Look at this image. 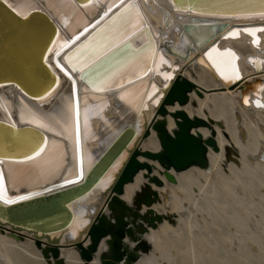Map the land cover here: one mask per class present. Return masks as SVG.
Returning <instances> with one entry per match:
<instances>
[{
    "label": "bare ground",
    "instance_id": "obj_1",
    "mask_svg": "<svg viewBox=\"0 0 264 264\" xmlns=\"http://www.w3.org/2000/svg\"><path fill=\"white\" fill-rule=\"evenodd\" d=\"M5 1L22 16L39 8L59 28L58 38L42 58H47L45 62L58 78L56 84L40 92L50 76L40 60L44 46L40 44L43 40L40 35L46 33V28L37 29L36 39L29 40V45L15 42L13 47L8 44L0 47V75L4 77L0 82H17L30 95L18 86H1L0 121L21 128L29 125L47 136V142L39 151L38 146L30 147L28 139H35L31 131H24L15 139L7 128L0 126V204L8 206L59 191L77 178L82 181L100 153L123 130L128 127L133 130L111 168L95 181L92 179L87 190L75 197H66L64 203L69 208L55 212H72L64 225L49 232L45 229L48 234L42 235L40 229L17 227L11 222L19 224L20 221L8 222L0 215V264H48L51 261L45 258L43 248H53L48 243L50 238H57V248L66 264H86L80 258L77 245L83 243L85 247L90 240L81 235V231L90 220L96 222L101 213L110 214L108 205L114 185L128 158L138 151H160L154 124L163 118L160 109L164 94L179 76L194 87L188 92L185 105L179 102L170 105L173 107L166 117L168 129L171 133L178 129L173 114L183 111L190 119L206 122L207 125L193 129L192 133L201 135L203 140L212 137L217 149L207 145V168L191 166L181 172L172 170L174 182L167 179V170L158 166L156 173L163 182L161 186L145 177L146 169L140 170L134 181L126 184L121 198L129 206L134 205L149 185L157 199L151 206L142 204V213L152 210L154 217L162 218L161 222H155L156 228L150 227L144 235L152 248L142 252L133 264H173L178 251L161 250L163 238L181 233L184 225L189 235H193V228L187 225L189 218L205 217L208 212L230 215L227 201L241 205L237 195L243 191L248 194L255 180L264 187V162H260L264 150V107L253 101L260 96L264 105V8H252L260 0H221L219 7L223 8L216 11L189 9L190 3L185 0L179 6H175L173 0H94L84 7L73 0ZM240 1L243 11L230 12ZM128 3L134 7L131 6L126 25L119 26L121 21L116 28L110 27L111 23L107 25L104 36H108L99 39V46L102 47L105 40H112L114 44L98 55H104L106 50L126 40L134 49L148 43L143 21L155 44L142 55L128 59L126 62L131 66L114 77L108 73L105 79L110 64L104 69L98 68L93 84L98 82L100 87L90 86L65 58L66 50L76 40L66 42L81 31H84L80 36L83 37L95 30ZM90 24L93 26L87 31ZM23 47L25 52L15 55ZM118 64L111 73L123 63ZM243 87L250 89L247 103L242 99ZM146 133H149L147 137ZM138 160L153 163L142 155ZM166 196L169 206L164 203ZM5 200L15 202L5 203ZM74 200L77 202L73 203ZM217 217L213 215L215 221ZM62 219L64 217L57 222ZM109 240L110 235L101 240L90 264H102L101 255L109 250ZM125 242L131 250L134 248L128 236ZM126 261L125 256L121 264Z\"/></svg>",
    "mask_w": 264,
    "mask_h": 264
},
{
    "label": "water",
    "instance_id": "obj_2",
    "mask_svg": "<svg viewBox=\"0 0 264 264\" xmlns=\"http://www.w3.org/2000/svg\"><path fill=\"white\" fill-rule=\"evenodd\" d=\"M92 1L94 0H73L74 3L79 4L81 7L89 5ZM173 1L175 6H179L178 4L181 5L182 0ZM185 1L190 3L189 6H187L189 9H194L196 11L197 9L199 11L201 9L216 11L223 8L219 7L221 6V0ZM252 2H254V0H252ZM242 3L243 2L241 1L238 2L234 8H230V12L238 10L243 11L244 8L241 7ZM133 5L134 4H126L125 6L118 9L116 13L108 17L105 21L101 22V24L98 25L95 30H90L93 26V24H90L86 28L87 31L90 30L86 35L80 37L84 33V31H81L76 34L74 38L66 42V44H70L76 40V42H74V44L66 50L65 58L75 73H80L81 80H83L86 84L96 87L98 85V87H100V83L98 82L95 85L93 84V75L98 68L104 69L103 67H105L106 64H110L111 68H109V71H105V79H107L109 77L108 73H110L112 76L117 75V73L122 72L123 68L126 69L130 67L131 63L126 61L133 55L140 56L146 51H149L151 46H154L155 43L153 42L151 31L148 29L147 23L141 18L143 21L142 26L146 30V34L149 38L148 43L141 45L137 49H134L131 42L126 40L120 42V44L112 50H106V53L103 52L105 53L104 55H98L103 49H106L110 45L114 44L112 43V40H105V44L102 45V47L99 46L100 44L98 41L102 36H104L107 25L111 23L110 27L113 26L116 28V25H118L121 21L122 24H119V26H125L127 22H124L127 21L131 15V6ZM257 7L264 8V2L260 0V2L258 1V3L252 5V8ZM182 10L189 11L184 10V8H182ZM124 14L126 15L121 17ZM132 18L135 19L133 16ZM38 22H41L42 24H37ZM43 24H45L47 27ZM43 27L46 28V33L44 34L42 32L44 35H42V33L40 35V39H43L40 44L43 43L42 45H44L43 49L41 50L40 60L41 64L48 69L50 76L47 77L40 92L44 91L48 87H51L53 84H56V80L58 78L57 74H55L51 67L45 62L47 58H42L45 53L50 50L51 46H53L55 40L58 38L59 28L56 26V24H53L48 15L39 8H35L27 15L22 16L16 11L14 6L9 5L5 0H0V47L7 46V44L10 45V47H13L12 44H15V42L21 46H23L22 43L29 45V40H33L34 42L36 39L37 29L40 30L43 29ZM117 30L118 29H116V31ZM105 36L107 37L108 35ZM105 36L102 37V40L105 38ZM24 49V47L18 49L15 55H22L21 53L25 52ZM49 56L50 54L48 57ZM117 63H119L118 65H121L122 63L123 64L118 66L117 71L111 73L112 68ZM57 69L59 70V68ZM0 76V80H2L4 77L2 75ZM172 82L173 83L169 86L164 94V104L160 109V114L163 118L159 119V121L155 122L154 124V131L157 133V138L161 149L158 153H153L151 151H138L135 155H131L125 162L124 168L114 185L112 198L108 205L110 207V214L107 215L105 213H101L100 218H98L96 222L90 220L89 225L81 231V235H85V237L87 239L89 238L90 240V243L85 247L83 246V243L77 245L80 258L85 261L86 264H90L93 261L95 255L99 251L101 240L107 235L111 236V240H109L108 243L109 250L103 252L101 255L102 264H121L125 256L127 260L126 264H133L142 255V252H146L152 248L150 243L146 241L144 235L149 231L150 227L156 228L157 226L155 222H161L162 218L159 216L154 217L155 214L152 210L145 214L142 213L141 206L142 204L151 206V204L157 199L156 193L154 191L151 192L150 186L148 185L147 188L144 189L143 195L136 199V202L133 206H129L126 201L121 198V196L125 193L126 184L132 183L135 177L140 173V170L146 169L147 173H145V177H147L151 182L155 183V185L161 186L163 183L162 180L160 181V179L155 174H153V171L159 168L158 166L165 168L167 170L165 172L167 179L170 182H174V177L171 174L172 170L175 172H181L190 168L191 166L207 168V145L217 149V144L212 137L208 138L207 140H203L201 135H194L192 133L193 129L207 125L206 122L202 119H190L183 111L173 114L178 129L173 133L170 132L166 120V116L168 115L167 106L174 105L175 102L185 105L188 100L187 94L194 87L192 83L188 82L184 77L181 76ZM1 86H18L23 93L29 95L23 86L17 82L3 81L0 82V87ZM242 90V99L249 98L250 89L245 90L243 87ZM36 93L39 92L37 91ZM0 126L4 129L7 128V131L12 134L15 139L21 137L24 131H31L32 134L34 133L35 139L32 140L31 137L28 139L32 149L38 146L40 147L38 149L40 151L41 146L47 142V136L44 132L30 127L29 125H25L21 128L16 127L14 123L0 121ZM132 130V127H128L123 130L118 135V137H116V139L113 140L111 144H109L110 146L100 153L98 159L95 160L93 165L94 167L83 178L82 181L77 178L74 182H71L73 184L70 183V185L62 187V189L59 191L52 192L47 195H39L37 197L22 200L18 203L8 206H3L0 204V215H3L8 222L11 220H15L17 222L20 221V225L16 224V222H11L12 225L17 227L30 226L31 229L35 231L40 229L42 235H47L51 229L59 227L60 225H64L69 221L68 218L72 212L69 210L59 213L55 212L59 211L61 208H69L67 207V203H64L66 197H75L79 195V193L87 190V188L91 187L90 181L92 179L95 181L99 175H104L107 170L111 168L114 161L117 159V157H119L120 151H122L124 148L125 143L131 138L132 133L130 131ZM148 134L149 133H146L145 137H147ZM140 155H142L145 159L152 161L153 163L151 164L147 161H139L138 157ZM149 191L152 193V195ZM78 199H80V196ZM76 202L77 201L75 200L73 201V203ZM164 203L165 205L169 206L168 196H166ZM62 217H64V219L57 222ZM138 220L141 221L137 224ZM45 229H48V232ZM139 232L142 235L141 237L137 235ZM127 236L131 242H134L135 246L132 250L129 247L128 242H125V237ZM48 243H50L53 247L47 249L43 248V254L45 258L51 261L48 262V264H66V261L60 255V250L57 248V238L48 239Z\"/></svg>",
    "mask_w": 264,
    "mask_h": 264
},
{
    "label": "rangeland",
    "instance_id": "obj_3",
    "mask_svg": "<svg viewBox=\"0 0 264 264\" xmlns=\"http://www.w3.org/2000/svg\"><path fill=\"white\" fill-rule=\"evenodd\" d=\"M173 106L167 107L168 112ZM156 170L153 174L157 176ZM253 183L248 194L237 195L241 205L227 201L230 215L208 212L205 217L193 216L187 221L193 235L184 225L181 233L163 238L161 250L178 251L173 264H264V187L257 180ZM212 213L218 215L216 221Z\"/></svg>",
    "mask_w": 264,
    "mask_h": 264
},
{
    "label": "snow or ice",
    "instance_id": "obj_4",
    "mask_svg": "<svg viewBox=\"0 0 264 264\" xmlns=\"http://www.w3.org/2000/svg\"><path fill=\"white\" fill-rule=\"evenodd\" d=\"M213 51H215V49H213ZM209 55H211V53H209ZM245 102L247 103V101H245ZM258 106L264 107V105H258ZM81 175H82V173H81ZM4 202L5 203H14L15 201L5 200Z\"/></svg>",
    "mask_w": 264,
    "mask_h": 264
}]
</instances>
